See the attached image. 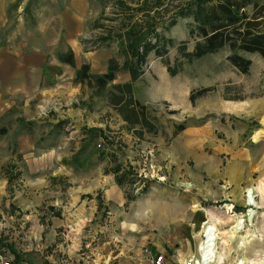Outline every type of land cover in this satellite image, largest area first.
Returning a JSON list of instances; mask_svg holds the SVG:
<instances>
[{"label": "rangeland", "instance_id": "374dc122", "mask_svg": "<svg viewBox=\"0 0 264 264\" xmlns=\"http://www.w3.org/2000/svg\"><path fill=\"white\" fill-rule=\"evenodd\" d=\"M118 1L0 0L3 34L36 44L40 29L58 35L63 18L76 21L78 30L62 33L60 45L73 50L78 68L96 50L120 49L112 34L131 20L117 16L125 9ZM124 2L136 7L137 0ZM190 23L178 20L166 34L174 39L166 58L151 54L133 83L157 135L139 139L129 130L107 104L112 86L97 101H83L91 89L80 92L70 79L63 92L24 93L7 103L0 114V238L9 247L0 246V264H152L148 251L163 254L164 264H185L202 240L193 232L195 204L227 216L254 210L238 232L256 236L246 257L264 256V61L241 53L252 61L242 74L223 49L184 60L171 77L164 62L175 65L183 41L188 51L195 47ZM206 88L214 89L190 101ZM178 125L185 130L175 135ZM231 223L219 228L229 231ZM193 234L194 246L187 241ZM236 243L218 241L224 264L236 261Z\"/></svg>", "mask_w": 264, "mask_h": 264}, {"label": "trees", "instance_id": "16d2710c", "mask_svg": "<svg viewBox=\"0 0 264 264\" xmlns=\"http://www.w3.org/2000/svg\"><path fill=\"white\" fill-rule=\"evenodd\" d=\"M124 1H118L125 9L120 10L117 16L129 17L131 21L127 25L123 22L122 29L112 34L118 40L120 49L109 60L104 74H92L89 64L77 68L72 50L60 55V61L76 69L73 83L88 86L93 90V96H100L112 86L107 93L109 107L118 113L139 139H143L145 134L157 135L159 128L148 107L135 98L133 83L145 74L151 54L166 58L169 48L174 46V39L166 34L177 25L178 20H191L190 36L196 44L190 52L187 42H181L175 65L164 62L171 77L182 72L184 60L191 62L223 49L231 52L227 59L242 74L249 73L252 61L241 53L257 54L264 61V2L261 0H137L136 7L126 5ZM124 71L130 74L131 81L113 84L117 75ZM213 89L193 93L190 101L194 103L196 97ZM184 130L185 125L176 126L175 135ZM2 244L9 247L0 238V246Z\"/></svg>", "mask_w": 264, "mask_h": 264}, {"label": "crops", "instance_id": "0c3cea01", "mask_svg": "<svg viewBox=\"0 0 264 264\" xmlns=\"http://www.w3.org/2000/svg\"><path fill=\"white\" fill-rule=\"evenodd\" d=\"M2 8V4H0V38L7 39L9 36L3 34L6 26L4 22L7 18L4 16ZM61 21L64 26L63 32L59 30L58 35H56L55 29L49 28V26L48 29H44L45 31L40 29L39 32L44 38L42 37L43 39L36 44L30 43V41L24 43L22 39L19 41L17 39L12 40L13 42L7 39L9 40L8 43L4 42L0 45V114L6 113L7 103H16L23 97L24 93L49 96L63 92L61 87L64 86L66 80L72 79L74 81L76 74L74 76L72 67L60 61V55L67 54L72 49L70 47L61 48L60 38L63 34L68 37L69 34L78 30L79 23L67 21L65 18ZM53 22L54 20L50 21V24ZM117 52L116 48L96 50L91 53L87 63L84 64L90 65L92 74H104L107 71L109 60ZM130 81V74L124 71L117 75L113 84H124ZM76 86H79L80 92L84 93L85 90L82 89L81 85ZM88 92L86 96H82V100L84 101L83 98L88 97L91 101H97L98 96H93V90Z\"/></svg>", "mask_w": 264, "mask_h": 264}, {"label": "bare ground", "instance_id": "6f19581e", "mask_svg": "<svg viewBox=\"0 0 264 264\" xmlns=\"http://www.w3.org/2000/svg\"><path fill=\"white\" fill-rule=\"evenodd\" d=\"M260 184V183H259ZM263 184V183H261ZM264 185V184H263ZM263 185L259 186V191L263 193ZM188 188H190L189 185H186ZM254 190H249L248 193L250 194V200L252 201L254 198ZM264 194V193H263ZM249 203V202H248ZM253 204V203H252ZM255 205V203L253 204ZM193 210L198 213V217L194 220V233L195 231H198L199 236L202 237L201 242L197 245L196 248V255H205L210 256L212 260V264H224L226 256L225 254H218V241L222 240L224 245L228 247L229 242H234L237 240L236 247L233 252L237 254V259H242L244 262H247V264H264V256L261 257L259 253H255V255L252 258H248L245 255V247L253 241L252 239L256 238V236L250 235L249 231H247L245 236L240 235V232H238L239 229H242V225L244 224V221H242L244 218H249L248 222L251 221L252 215L254 214L253 211H250L248 215L245 216H227L229 213H223L222 212H214V211H207L204 209H199V205L195 204L193 207ZM230 210V209H229ZM237 223L236 226L230 227L229 231L223 232L219 226H225L227 223ZM231 223V224H232ZM206 233V236L204 234ZM223 236V238H222ZM196 237L194 234L189 236V241L194 246V240ZM207 239V246H205V240ZM217 241V243H216ZM207 249L205 250V248ZM232 252V253H233ZM196 255L193 258L198 259ZM261 257V258H260ZM233 262L231 264L236 263Z\"/></svg>", "mask_w": 264, "mask_h": 264}, {"label": "built area", "instance_id": "2783aa9c", "mask_svg": "<svg viewBox=\"0 0 264 264\" xmlns=\"http://www.w3.org/2000/svg\"><path fill=\"white\" fill-rule=\"evenodd\" d=\"M240 230V229H239ZM206 236V233L204 234ZM217 242V241H216ZM205 246H207V239L205 240ZM207 247L205 248V250ZM148 258L152 262V264H164L165 258L163 254H157V252L148 251ZM212 258L210 256L200 255L198 259L191 258L188 259L185 264H212ZM4 264H9L8 262H5ZM235 264H247V262H244L242 259H239L236 261Z\"/></svg>", "mask_w": 264, "mask_h": 264}]
</instances>
